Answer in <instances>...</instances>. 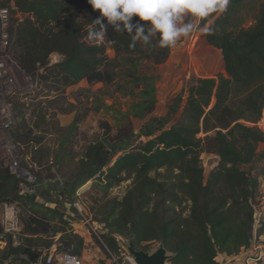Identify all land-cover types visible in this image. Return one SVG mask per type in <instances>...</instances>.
Instances as JSON below:
<instances>
[{
  "label": "trees",
  "instance_id": "trees-1",
  "mask_svg": "<svg viewBox=\"0 0 264 264\" xmlns=\"http://www.w3.org/2000/svg\"><path fill=\"white\" fill-rule=\"evenodd\" d=\"M0 5L10 12L8 33L17 62L27 71L42 67L39 88L47 87L32 121L12 124L15 150L36 180L58 178L73 191L91 180L83 192L100 185L104 200L93 221L103 224L100 236L110 252L119 255L117 234L144 251L149 249L142 243L162 244L171 255L169 264H220L219 254L236 255L250 246L258 180L241 166L255 160L256 147L264 142L254 126L264 105V0H229L226 10L199 20L200 27L213 28L202 36L220 50L222 72L191 76L170 99L166 114L149 117L137 133L131 123L114 128L95 119L91 110L76 113L75 128L86 120L93 130L69 148L75 156L68 167L58 162L57 147L42 148L38 127L47 115L76 107L52 111L53 105L71 86L110 85L118 76L134 79L139 66L155 69L167 61L170 47L161 48L153 38L152 45L137 42L133 48L131 34L111 29L104 42L92 41L90 22L98 12L87 0H0ZM52 54L60 58L48 65ZM23 104V97H13L17 113ZM153 108L152 102L146 112ZM135 140L129 150H121L122 143ZM205 152L217 157L206 176ZM13 178L0 174V190ZM127 181L120 198L108 197V191ZM20 213L26 236L53 232L55 225L41 214L24 208ZM263 228L261 222L257 233Z\"/></svg>",
  "mask_w": 264,
  "mask_h": 264
},
{
  "label": "rangeland",
  "instance_id": "rangeland-1",
  "mask_svg": "<svg viewBox=\"0 0 264 264\" xmlns=\"http://www.w3.org/2000/svg\"><path fill=\"white\" fill-rule=\"evenodd\" d=\"M1 6V5H0ZM199 24V20L195 21ZM251 24L249 18L246 26ZM207 25L200 27V30L193 31L188 37H182L176 45L170 47V55L166 62L153 69L148 65L139 66L135 72L134 79H127L123 76H118L116 82L110 85H86L78 84L71 86L66 97L62 101L53 105L52 111L58 107L69 109L72 105L76 107V111H68L56 115H47L45 121L39 124V132L43 135L42 148L52 150L54 147L58 149L57 160L61 164H66L67 167L72 165V158L75 155L69 153V148H76L77 141L83 132H92L93 124L88 126L86 120L79 128L76 127L74 117L76 113H84V110H91L94 113L95 119H104L114 128L131 123L134 133H137L139 127L145 123L151 116H164L167 112V105L172 97L177 95L183 88L185 81L191 76L202 77L211 76L216 73L222 72V58L219 51L210 49L203 39L202 33ZM193 42L195 43L193 45ZM207 54V55H206ZM209 56V57H208ZM216 56V62L212 60ZM59 55H50L49 61L54 63L59 60ZM212 59V60H211ZM47 87L41 86L35 90L25 100L22 106L21 113L14 108L13 124L22 123L26 124L32 121L33 110L35 105L45 99ZM154 103V108L151 112L147 113L146 110ZM17 113V114H16ZM53 113V112H52ZM178 114L173 117V123L177 120ZM89 131V132H88ZM145 140V138H141ZM138 143L136 141H129L122 143L121 150H129L132 146ZM81 151H79L80 153ZM256 158L249 164L242 165L241 168L250 176L258 180V186L253 198L255 211L260 213L262 221H264V142L259 143L256 147ZM73 156V157H72ZM70 160V161H69ZM217 157L213 153L205 152L202 155V162L205 168V176L209 170L216 164ZM56 170V168H53ZM66 170L62 169L61 172ZM5 171H0L2 174ZM16 180L15 178H13ZM9 180L8 185L0 190V201H10L16 203L21 211L18 200L13 198L17 196L19 191L18 182ZM17 181V180H16ZM38 182L44 183L45 180L37 178ZM89 184L85 187H89ZM128 181L122 183L120 186L108 191V197L120 198L124 193ZM41 187V184H40ZM54 187V185H52ZM85 187H80L77 190L63 189L59 184L58 188H50L48 192L43 195L44 200L56 203L58 207L54 210L57 213L64 214V207L71 213L67 217L60 218L58 225L54 226L57 231L51 232L48 238H38L36 241L28 243L29 249H13L3 248L0 249V264H4V259L8 254H13L14 264H32L34 261V253L32 245L37 244L50 246L56 245V249H62L65 245L62 241H67L72 245L75 250L83 258V264H116L121 262L122 259L119 255H115V259L106 251L104 245L97 240V237L92 233L91 226L85 223L84 217H90V222L93 221V213H96L97 206L104 200V195L99 190L100 185L94 183L92 187L88 188L85 192ZM80 207L82 212L78 211ZM95 210V212H94ZM21 217V213H20ZM75 222V223H74ZM78 223V224H76ZM95 229L98 234L103 232V226L96 222ZM100 225V228L97 226ZM57 232H60L56 242H52L50 237H53ZM86 232L89 235V240L84 243L82 233ZM118 243L123 247L129 242L128 238L122 234L116 236ZM254 244L264 243V228L260 234L253 240ZM37 243V244H36ZM68 244V243H67ZM153 252L157 247V243H142ZM98 249L97 257L94 256L93 248ZM29 255V259L21 257V255ZM132 260V257L128 255ZM123 264H131L129 260H124ZM257 264H264L262 262Z\"/></svg>",
  "mask_w": 264,
  "mask_h": 264
},
{
  "label": "built area",
  "instance_id": "built-area-1",
  "mask_svg": "<svg viewBox=\"0 0 264 264\" xmlns=\"http://www.w3.org/2000/svg\"><path fill=\"white\" fill-rule=\"evenodd\" d=\"M10 21V12L8 8L0 6V171H5L12 175L18 182L21 196H32L37 188V180L34 174L22 165V157L19 155L11 137V126L13 124V97L21 96L23 100L27 98L39 88V76L43 72L42 67H37L32 71L23 69L16 60V55L11 47L10 37L8 33ZM195 43L193 42V45ZM52 62L49 61L48 65ZM254 126L264 136V105L259 119ZM78 211L82 210L78 206ZM263 219L260 213H254V232L250 242V246L244 249L239 264H257L259 261L264 262V243L254 244L253 240L257 235V228ZM85 223L90 224L92 233L102 243L106 251L115 259V254L110 252L106 244L102 240L100 234L97 233L96 222H90V217H84ZM103 226V224H100ZM100 225L97 226L100 228ZM101 233V232H100ZM8 245L13 247L28 246L27 236L23 231L20 221V210L16 203L0 201V249L6 248ZM119 257L123 264L124 260H129L131 264H135L128 256L129 253L126 246L118 243ZM50 248L41 249L32 264H83V258L72 249L71 244H66L62 249H56V245ZM21 257L28 260L29 255L23 254ZM13 254H8L4 259V264H14Z\"/></svg>",
  "mask_w": 264,
  "mask_h": 264
},
{
  "label": "clouds",
  "instance_id": "clouds-1",
  "mask_svg": "<svg viewBox=\"0 0 264 264\" xmlns=\"http://www.w3.org/2000/svg\"><path fill=\"white\" fill-rule=\"evenodd\" d=\"M98 16L90 22L92 41L104 42L109 30L131 34L130 46L137 42L161 48L172 47L182 37L200 30L197 20H204L217 10H226L229 0H87ZM136 18L135 20L133 18ZM213 31L211 25L204 29Z\"/></svg>",
  "mask_w": 264,
  "mask_h": 264
},
{
  "label": "crops",
  "instance_id": "crops-1",
  "mask_svg": "<svg viewBox=\"0 0 264 264\" xmlns=\"http://www.w3.org/2000/svg\"><path fill=\"white\" fill-rule=\"evenodd\" d=\"M203 39H204V37H203ZM204 41L206 42L205 39H204ZM206 44L208 45V47L210 49H215L216 52L217 51L220 52V50L210 46L207 42H206ZM212 61L216 62V56L214 57V59ZM216 74H218V73H216ZM216 74L211 75L209 77H213ZM202 77H207V76H202ZM71 164H73V161H72ZM61 165L63 166V164H61ZM43 180H45L44 183L38 182V188H37L36 192L32 196H29V197H25L24 196L22 198L25 201V203H24L23 200H18V203H19V206L21 207V209L24 208L26 210V212H28V213L29 212L39 213V214H41L42 217H44L45 220H50L51 223H52V226L58 225L59 222H60V218H64L65 219L67 217V214H71V213L65 207L63 208L64 209V214L63 213L62 214L57 213V211L54 210V208L58 207V205L56 203H52V201L44 200L42 194H45L46 192H48L50 190V188H54V189L58 188L59 184L62 186L63 189H67L68 187L67 188L64 187L62 185V183H61V180H59L58 178H56V179H43ZM40 184H41V187H40ZM87 184H91V180L88 181L85 184V186H87ZM52 185H54V187H52ZM22 201H23V203H22ZM76 224H78V223H76ZM260 232H258L257 235L260 234ZM48 234H50V233H48ZM48 234L27 235V239H28V242L30 243L31 241H33V242L36 241V239H38V238H48L49 237ZM59 235H60V232H57L53 237H50L49 239H51L52 242H56ZM82 237L84 239V243L86 244L87 241L89 240V235L86 232H83L82 233ZM62 242L64 243V245L69 243V242H67L65 240L62 241ZM53 245H55V244H51L50 246L37 244L36 246L32 245L31 247H32V251L34 253V256L36 257L37 253L41 249L54 247ZM93 250H94V253H93L94 256L97 257L96 255H98V249L95 247V248H93ZM243 251L244 250H241L238 254L231 255V256H227L226 254H219L218 257H217V260L220 262V264H239V260L241 259ZM35 257H34V259H35ZM258 263H260V261ZM262 263H264V262H262Z\"/></svg>",
  "mask_w": 264,
  "mask_h": 264
},
{
  "label": "water",
  "instance_id": "water-1",
  "mask_svg": "<svg viewBox=\"0 0 264 264\" xmlns=\"http://www.w3.org/2000/svg\"><path fill=\"white\" fill-rule=\"evenodd\" d=\"M126 249L135 264H169L171 255L162 244L153 251H144L137 249L132 241L128 242Z\"/></svg>",
  "mask_w": 264,
  "mask_h": 264
},
{
  "label": "bare ground",
  "instance_id": "bare-ground-1",
  "mask_svg": "<svg viewBox=\"0 0 264 264\" xmlns=\"http://www.w3.org/2000/svg\"><path fill=\"white\" fill-rule=\"evenodd\" d=\"M85 185H83L82 187H84Z\"/></svg>",
  "mask_w": 264,
  "mask_h": 264
}]
</instances>
